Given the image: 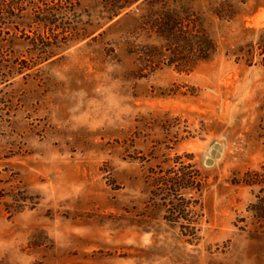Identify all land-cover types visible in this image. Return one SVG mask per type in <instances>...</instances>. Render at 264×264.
Listing matches in <instances>:
<instances>
[{
	"label": "rangeland",
	"instance_id": "obj_1",
	"mask_svg": "<svg viewBox=\"0 0 264 264\" xmlns=\"http://www.w3.org/2000/svg\"><path fill=\"white\" fill-rule=\"evenodd\" d=\"M22 4L0 264H264V0Z\"/></svg>",
	"mask_w": 264,
	"mask_h": 264
},
{
	"label": "trees",
	"instance_id": "obj_2",
	"mask_svg": "<svg viewBox=\"0 0 264 264\" xmlns=\"http://www.w3.org/2000/svg\"><path fill=\"white\" fill-rule=\"evenodd\" d=\"M26 0H0V33L9 34L10 27L12 26L14 29H18V25H20V19L23 17L25 7L24 3ZM35 7H38L36 5ZM55 18V10L52 8H48V10L41 11H32L31 21L36 24H45V26L51 27L57 25ZM203 46L198 47V51L200 52V57L206 58L207 51L212 49V45L210 40L205 36L202 39ZM262 128V144H263V152H264V124ZM257 177L259 179V175L256 173L253 176V179Z\"/></svg>",
	"mask_w": 264,
	"mask_h": 264
}]
</instances>
